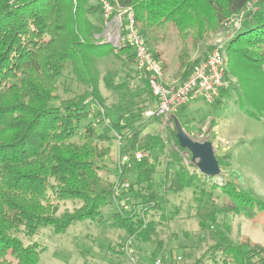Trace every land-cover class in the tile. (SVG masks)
<instances>
[{
  "label": "trees",
  "instance_id": "1",
  "mask_svg": "<svg viewBox=\"0 0 264 264\" xmlns=\"http://www.w3.org/2000/svg\"><path fill=\"white\" fill-rule=\"evenodd\" d=\"M115 1L118 9H132L140 35L149 47L159 49L157 45L164 41L167 28L174 27L182 40L197 43L207 30L239 15L250 0ZM94 15L104 19V10L101 4L89 6V0H0V264H40L46 247L38 243L26 245L19 237L22 232L35 237L47 227L64 234L78 222L105 224L108 220L103 211L114 204L113 200L120 199L116 186H122L130 174L133 181L126 186L130 190L129 208L119 202L111 224L125 230L130 239L156 241L153 237L159 224L145 223L144 215L160 207L153 186L157 166L150 157L138 162L136 155L161 149L160 135L147 134V130L160 124L162 118L140 114L122 122L107 113L97 60L119 52L132 54L136 63V53L131 44L117 49L111 43L95 41L90 23ZM193 30L196 31L191 34ZM240 30L225 50L229 71L238 79L243 75L255 77L259 90L252 96L240 94L239 103L242 112L259 120L256 111L243 102L251 105L252 99L261 97L260 90H264L262 3L257 12L247 14ZM158 51L152 52L162 61L163 53ZM68 65L76 81L87 90L65 101L59 95L58 83ZM163 67L165 73L168 65ZM186 67L183 74L187 80L195 67ZM138 72L156 100L143 72ZM228 90L223 89L221 96ZM92 106L98 108L96 113ZM187 107L188 104L180 111ZM174 116L180 120L177 113ZM174 139L179 145L176 132ZM115 140L119 141L120 161L116 184L104 177L108 173L101 164L110 156L111 142ZM179 148L186 150L180 145ZM171 154L165 173L167 189L175 193L193 189L194 201L204 205V191L198 197L197 183L217 189V183L209 184L214 177L190 174L179 155ZM124 157L129 158L126 164L121 163ZM218 161L231 174V180H224L220 188L229 201L223 209L213 212L261 221L264 201L243 186L242 174L231 163L223 165L222 159ZM145 190L155 195L147 197L142 194ZM69 200L82 204L58 216V204ZM213 250L223 255L224 264H264V245L248 238Z\"/></svg>",
  "mask_w": 264,
  "mask_h": 264
},
{
  "label": "rangeland",
  "instance_id": "2",
  "mask_svg": "<svg viewBox=\"0 0 264 264\" xmlns=\"http://www.w3.org/2000/svg\"><path fill=\"white\" fill-rule=\"evenodd\" d=\"M249 2L248 10L242 16L240 13L239 16L226 19L221 26L207 30L197 43L191 39L182 40L178 31L170 27L164 31V41L157 45L160 48H150L155 54L156 50H159V54L163 53L160 57L162 63L168 65L165 82L177 86L186 81L183 73L187 65L196 69L215 48L224 46L229 90L224 97L221 96L218 104H208L203 100L190 102L185 111L177 112L180 119L178 122L191 139L212 142L216 158L222 159L223 165L231 163L232 168L242 174L243 186L264 201V90H260L259 98L262 99L259 109L256 108L259 98L252 99L251 105L250 102H243L256 111L260 119L251 118L242 112L240 94L250 93L252 96V92L259 90V87L253 80L255 77L243 75L238 79L229 71V59L225 51L234 36L241 32V25L247 14L257 12L261 3L264 6V0ZM98 4L99 0H89V6ZM119 13L115 7L108 20L99 15L90 17L95 41L115 45L114 34L119 33L124 24V18L121 20ZM251 17L250 15L249 21ZM195 31H191V34ZM130 55L132 54L114 52L97 60L105 109L115 121L124 122L127 118L138 117L140 114L147 116V112L156 107V100L140 78L136 63ZM58 86L59 95L65 101L76 99L87 90L86 86L76 81L69 65ZM97 110L96 106H92L93 113ZM175 120L177 119L173 116L168 124L163 125L161 122L147 130V134L160 135L163 145L161 149L155 150L153 154L141 151L143 157L152 158L157 166L153 183L157 192H152L157 194L160 207L149 210L144 215L145 223L159 224L156 236L153 237L156 241L143 243L130 239L125 230L111 224V217L118 203H122V206L129 203L130 190L126 185L133 181V174H130L125 177L122 186H116V196L120 199L113 200L114 204L104 209V218L108 220L105 224L78 222L64 234H56L51 227L41 229L35 237L20 233L19 237L26 245L38 243L46 247L40 264H224L223 255L213 253V249L239 244L247 238L264 245V215L261 221L254 222L244 216H223L213 212V209H223V205L229 201L220 189L224 180H231V174L225 167H221L220 176L209 180L210 185L217 183V189L197 183L198 197L204 194V205L194 201L193 189L182 193L167 189L165 173L171 153L179 155L182 165L190 174L201 173L192 161V154L188 150H181L180 143L178 145L174 139V132L177 134ZM111 147L110 156L101 164L108 173L104 177L116 184L120 175L119 141L111 142ZM202 190L204 192L200 194ZM152 192L145 190L142 194L151 197L155 195ZM81 204L77 200L60 202L57 215L73 212Z\"/></svg>",
  "mask_w": 264,
  "mask_h": 264
},
{
  "label": "built area",
  "instance_id": "3",
  "mask_svg": "<svg viewBox=\"0 0 264 264\" xmlns=\"http://www.w3.org/2000/svg\"><path fill=\"white\" fill-rule=\"evenodd\" d=\"M99 2L104 10V18L106 20L110 19L115 10L114 2L116 1L99 0ZM249 5L250 2L240 16L248 10ZM118 10L120 11V19L124 18V24L121 26L120 32L114 34V47L118 49L122 45L131 44L135 49L138 69L143 72V77L149 82L153 96L157 100L156 107L147 112L148 117H161L163 125H166L183 106L192 101L203 100L208 104H213L221 98V91L228 88L225 79L227 63L224 62L223 45L215 48L183 84L177 86L168 84L165 82L162 61L154 56L148 43L135 26L132 9ZM136 158L141 160L143 153H138ZM128 162L129 158L124 157L122 163L126 164Z\"/></svg>",
  "mask_w": 264,
  "mask_h": 264
},
{
  "label": "water",
  "instance_id": "4",
  "mask_svg": "<svg viewBox=\"0 0 264 264\" xmlns=\"http://www.w3.org/2000/svg\"><path fill=\"white\" fill-rule=\"evenodd\" d=\"M177 128V138L180 146L192 154V161L200 172L211 177L221 175V167L216 158L215 147L212 142H199L191 139L184 131L178 120H175Z\"/></svg>",
  "mask_w": 264,
  "mask_h": 264
}]
</instances>
